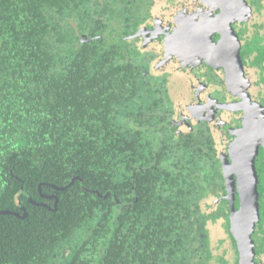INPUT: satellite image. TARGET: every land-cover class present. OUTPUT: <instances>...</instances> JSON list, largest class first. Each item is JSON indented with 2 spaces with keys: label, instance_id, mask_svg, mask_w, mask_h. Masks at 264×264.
Returning a JSON list of instances; mask_svg holds the SVG:
<instances>
[{
  "label": "trees",
  "instance_id": "obj_1",
  "mask_svg": "<svg viewBox=\"0 0 264 264\" xmlns=\"http://www.w3.org/2000/svg\"><path fill=\"white\" fill-rule=\"evenodd\" d=\"M138 7L0 0V264L206 262L219 158L166 124L167 95L122 45Z\"/></svg>",
  "mask_w": 264,
  "mask_h": 264
},
{
  "label": "flooded vegetation",
  "instance_id": "obj_2",
  "mask_svg": "<svg viewBox=\"0 0 264 264\" xmlns=\"http://www.w3.org/2000/svg\"><path fill=\"white\" fill-rule=\"evenodd\" d=\"M133 3L139 6L138 15L130 17L128 34L121 37L122 45L131 48L141 62L146 85L157 84V89L167 95L164 103L168 111L163 114L168 116L166 124L178 135L206 133L219 158L221 178H216L218 185L208 198H218L217 212L211 211L214 214L210 221L214 225L220 222V227L212 235L205 215L206 198L201 213L202 229L197 228L194 243V249L200 247L201 253L204 250L206 262L196 251L193 257L198 264H239V249L231 231V216L241 203L234 166L236 142L242 131L260 129L263 135L248 140L259 208V218L250 236L254 262L264 264V0ZM153 8L158 17H154ZM119 29L114 28L115 32ZM149 48L157 53L146 51ZM158 54V58L164 57L163 63H176L174 84L168 85L172 73L156 75L150 71V63ZM222 155L229 162L228 179Z\"/></svg>",
  "mask_w": 264,
  "mask_h": 264
},
{
  "label": "water",
  "instance_id": "obj_3",
  "mask_svg": "<svg viewBox=\"0 0 264 264\" xmlns=\"http://www.w3.org/2000/svg\"><path fill=\"white\" fill-rule=\"evenodd\" d=\"M260 135H263L260 129H246L241 132L236 142L237 149L234 158V166H236L235 169L238 175L241 203L239 209L235 210L231 216V231L239 249V264H255L254 243L250 234L255 222L259 218V208L257 190L254 182L256 179V172L253 160L251 159L252 153L248 151V140L254 137L258 138ZM254 149L255 148H253L252 151ZM224 173L228 179L229 172L226 166H224ZM57 188L63 189L64 187Z\"/></svg>",
  "mask_w": 264,
  "mask_h": 264
},
{
  "label": "rangeland",
  "instance_id": "obj_4",
  "mask_svg": "<svg viewBox=\"0 0 264 264\" xmlns=\"http://www.w3.org/2000/svg\"><path fill=\"white\" fill-rule=\"evenodd\" d=\"M92 1H96V2H99V1H101V0H92ZM152 12H153V14L155 15L154 17H158L157 15H156V10L153 8L152 9ZM113 36H116V34H113ZM132 42V41H131ZM146 51H153V52H155V53H157V50L155 49H152V48H149V49H147ZM160 55L158 54L157 55V57L155 58V59H153L152 61H151V63H150V71L153 73V74H156V75H159V74H162L163 72L165 73V72H169V74L170 73H172L173 74V76H172V74H170L171 75V77L170 78H168V80H169V82H168V85H171V84H174V81H175V77H176V75H177V73L176 72H174V68H175V65H176V63L174 64V63H172V62H170V61H168V62H166V63H163V61L164 60H162L164 57H161V58H158ZM169 75V76H170ZM159 85H153V87L155 88V87H158ZM159 89V88H158ZM172 96H174L173 98L175 99V95L174 94H172ZM186 105H184V107H185ZM177 109V106H175V108H174V110H176ZM193 120V119H192ZM221 158H222V161H223V164H224V166H227V164H229V162L227 161V159L226 158H224L223 157V155L221 156ZM217 199L218 198H216V197H214V196H210L207 200H206V202L205 203H207V205H208V207H206V209H205V215H206V218H207V220H208V223H209V227H210V229L212 230V235H215L216 234V229H218L219 227H220V222L218 223V224H216V225H214L213 223L214 222H212V221H210L211 220V218H212V215L215 213V212H217V206H218V204H217ZM214 211V213H212V214H210L211 213V211ZM195 245H196V243H195ZM232 255V258L233 259H235V255L234 254H231ZM190 264H198L197 263V258L196 257H193L192 258V260H191V262H190Z\"/></svg>",
  "mask_w": 264,
  "mask_h": 264
}]
</instances>
